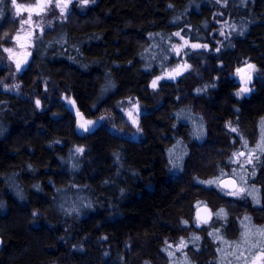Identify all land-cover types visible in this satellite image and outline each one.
I'll use <instances>...</instances> for the list:
<instances>
[{
  "label": "trees",
  "instance_id": "16d2710c",
  "mask_svg": "<svg viewBox=\"0 0 264 264\" xmlns=\"http://www.w3.org/2000/svg\"><path fill=\"white\" fill-rule=\"evenodd\" d=\"M0 10L1 48L17 20L11 0ZM68 18L35 40L21 93L0 89V264H250L264 250L242 243L246 226L264 229V154L243 167L229 158L264 129V80L237 97L234 76L245 61L264 74V0H95ZM225 21L236 28L220 35ZM177 32L208 47L153 90L178 61ZM129 98L146 108L137 139L111 126L128 129ZM74 111L104 122L79 133ZM221 173L246 198L225 195ZM202 204L213 215L197 227Z\"/></svg>",
  "mask_w": 264,
  "mask_h": 264
},
{
  "label": "snow or ice",
  "instance_id": "6c2138e0",
  "mask_svg": "<svg viewBox=\"0 0 264 264\" xmlns=\"http://www.w3.org/2000/svg\"><path fill=\"white\" fill-rule=\"evenodd\" d=\"M0 2H2V0H0ZM12 4L15 7V15L17 17L21 16V14L23 12H28L29 13V17L28 19H21L20 20V24L21 26L25 25V24H31L32 23V15L33 13H35L36 15H40L41 13L45 12L47 9H51V8H58L60 10L61 16H64L65 12L68 10V6L69 4L73 3V0H37L35 5H29V6H25L23 4H19L17 3V0H11ZM89 2L94 3L95 0H80L81 5H86ZM217 2L219 3L220 0H217ZM3 15L2 10H0V16ZM228 22L225 21L224 24H227ZM230 27L235 30V25H230ZM20 30L18 29L17 34L14 35L12 37L13 41L16 42H20L21 40H24L25 42L29 41L31 38H33V33L29 32L26 34V36H21L19 34ZM241 34H243L241 32ZM7 35V34H5ZM175 36H180L181 34L179 32L174 33ZM221 35H224V31H223V26L221 28ZM181 39H183V37H181ZM187 41L184 42V45H180L179 47H177L176 45H173V47L176 49L177 55L180 54L181 48H183L185 45H187ZM21 48H25L26 47V43H20L19 45ZM192 48H207V45H199V44H193L191 45ZM217 51H219L220 49L217 48ZM4 52L9 53V59H12L14 53H13V49L12 48H4L3 49ZM30 55V53L25 52L23 54V58L18 60L16 62V69L17 71H22V65L27 63L28 60V56ZM190 68V65H183V67L177 66L176 68L172 69L167 76H157L152 82H151V88L153 90L157 89L158 86V82L162 79H176V77L180 76L185 69ZM256 71V66L251 64V63H247L245 62V66L244 67H238L235 70V75L239 77V81H240V85L241 87L236 91L235 95L237 97H240L244 94L249 93L252 89L249 87V84L251 83L252 79H253V73ZM11 87H18L17 85H12ZM212 87H215V85H212ZM5 90H11L10 87L8 85H4ZM197 91H202V89H197ZM129 102H131L130 98H129ZM74 103V102H73ZM36 105L37 107L40 106V101L37 100L36 101ZM133 109L139 113V105L138 104H133L132 105ZM77 115H80V113L78 112ZM128 116L131 119L132 123L134 126L137 127V131H139V121L136 118H133V112L129 111L128 112ZM103 119V118H101ZM95 122L93 121H85L83 124H80L79 127L84 128L85 131L90 130V128H88L87 126L93 125ZM262 125H264V121H262ZM227 127L230 129L231 132L233 133H238V128L236 127H232L231 126V122H229V124L227 125ZM197 138H199V135L197 136ZM242 141V147L244 149H248L249 148V143L246 139H244L243 137L240 138ZM84 149L82 147H77L75 149L76 153H83ZM170 154L172 153V150H169ZM257 153L260 154H264V129H262V134H261V139L257 142V144L255 145L254 148H252L250 151H239V152H234L233 156L237 158V160L241 157H244L245 155H247L249 157V159L246 161L247 164H253L254 160L258 161L261 159V155H258ZM171 162V161H170ZM229 162L230 163H234L236 161H233L232 158H229ZM175 166V164H174ZM241 167H243V165H241ZM254 174V173H253ZM221 175H226L225 173H221ZM201 183H207L208 185H212L214 183H216V181L214 180H210L207 182H201ZM235 180H229V181H221L220 184L217 185V187L220 188V190L222 192H224L225 195L228 196H232V197H240L241 199L246 198V190L243 188H235ZM230 185L235 188V190H231L228 191L227 189H229ZM254 203L259 204V200L257 198H253ZM207 211V210H206ZM220 212H223V209L220 210ZM33 215L35 216L36 213H33ZM213 214L211 212H209V216H212ZM217 217H219L220 213H216L215 214ZM245 219H250L248 217H245ZM183 223H187V221H184ZM209 220L208 219H202L199 215V211L197 212V218H196V226L200 227L201 224H208ZM219 231V230H217ZM213 233H209V235H212ZM253 237H256V243H252V239ZM196 239H199L198 237H196ZM242 243H246L249 244L250 247L248 249L249 252H251L252 249L256 248L258 245L264 244V229H256L255 231H253V228L251 226H246L245 231L242 233ZM171 247V246H169ZM184 247L183 241H181L180 245L178 246V250H182V248ZM239 247V246H238ZM218 251H222L221 249H218ZM236 249L233 250V255H235ZM169 255L171 256L172 253H169ZM244 256V251L240 250V255L236 256V260L239 261L241 259V257ZM247 257H245V261L247 262ZM261 261H264V250H261L258 255L253 258L251 260V264H260ZM229 264H231V262H229Z\"/></svg>",
  "mask_w": 264,
  "mask_h": 264
},
{
  "label": "rangeland",
  "instance_id": "374dc122",
  "mask_svg": "<svg viewBox=\"0 0 264 264\" xmlns=\"http://www.w3.org/2000/svg\"><path fill=\"white\" fill-rule=\"evenodd\" d=\"M36 2H37V0H17V3L23 4L26 7L29 6V5H35ZM74 2H76L77 5L78 4L81 5L80 0H73V3L69 4L68 10L65 12L64 16H61V13H60L59 9H58V11H56L54 8H51V9H47L45 12L41 13L40 15H36L35 13L31 14L32 15V23L31 24H25L23 26H21L20 20L21 19H28L29 13L28 12H23L21 14V16L17 17L15 15V7H14V5L11 2V15H12V17L14 19L17 20V23H16L15 28L10 32V35L8 36L9 39L7 41H9V43H6V44L2 45V47L0 48V89L5 90L4 85H8L10 87V89H11L10 91L15 92L16 94H20L21 93V91H20V82L17 79V75L21 74L22 71H24L25 68H27V66H28V64L30 62V59H31V53H32V50H33V46H34L35 40H37L38 37L41 34H43V32L46 31V29H49L52 26L54 19H57L60 22L67 21L69 19L68 17H69V14L71 13V8H72V5L74 4ZM89 3H91V2H89ZM230 25L231 24L222 23L221 28L223 26L224 35L226 34V31L228 33H230L231 30H233L230 27ZM18 29L20 30L19 34L22 37L26 36L27 33L32 32L33 33V38H31L27 42H25L24 40H21L20 42L13 41L12 37L17 34ZM220 35H221V31H220ZM177 37L179 38V42L177 44H174V45H176L177 47H179L180 45H184V42L186 40L184 38L181 39V36H177ZM20 43H26V47L25 48H21L19 46ZM191 45H193V44H188L187 43V45H185L183 48H181V51H180L179 55H177L176 49L174 48L175 55L178 56V61L175 62L172 65H168L167 67H165V71L163 73L164 76H167V74L172 69L176 68L177 66L183 67V65H185V64L190 65V68L185 69L184 72L189 70V69H191V67H192L191 64L188 61H186V59L184 58L185 54L189 50L193 49L191 47ZM4 48H12L13 49L14 55H13L12 59H9V53H6V52L3 51ZM200 48H195V49H200ZM25 52L30 53V55L28 56L27 63L22 65V71H17L16 62L23 58V54ZM245 62L250 63L248 61H245ZM245 62L242 65L238 66V67H244L245 66ZM251 64H253V63H251ZM235 70H236V68H235ZM235 70H234V76H235L236 81L238 82L239 88H240L241 85H240L239 77L235 75ZM255 79L264 80V74L262 72H260L257 67H256V71L253 73V79H252L251 83L249 84V87L252 90L249 93L244 94L245 96L249 95L253 91V89H254L253 81H255ZM12 85H17L18 87H11ZM37 100H39V99L37 97H35V100H34L35 104H36ZM130 100H131V102H129V99H127L125 101V104L122 107V114H123V118H124L123 120L125 122H120V123H123V124L124 123L127 124L128 125V129H125L124 127H121L119 125V123L115 122L114 120L111 121V126H112V130L115 131L116 133H120L122 135H127L128 137H132V138H136L137 139L140 136V130L137 131V127L133 125L131 119L128 116V112L132 111L133 112V118L139 119L140 115L144 111H146V108L144 107V105L141 102H139L135 98H130ZM64 102H66V103L68 102L67 98H64ZM133 104H138L139 105V109H140L139 113H137L133 109V107H132ZM101 118H103V119H101ZM85 121H93V122H95L93 125L87 126L88 128H90V130H88V131H91L95 127L99 126L100 124H102L104 122V117L99 116V117H96V118H86L83 115L80 117V119H77V117H76V120H75V129H76V131H78L79 133L88 132V131H85L84 128L79 127V125L83 124ZM236 134H238V133H236ZM241 150L242 149H238L236 152H239ZM248 159H249V157L247 155H245L244 157L239 158L238 160H237L236 157H233V161H236V162L233 163V166L234 165H239V166L240 165H243V166L244 165H249V164L246 163V161ZM223 177H225V176H223ZM244 178H245V175H244ZM245 179H247V178H245ZM237 188H243V187L238 184ZM250 264H251V262H250Z\"/></svg>",
  "mask_w": 264,
  "mask_h": 264
},
{
  "label": "water",
  "instance_id": "95a60500",
  "mask_svg": "<svg viewBox=\"0 0 264 264\" xmlns=\"http://www.w3.org/2000/svg\"><path fill=\"white\" fill-rule=\"evenodd\" d=\"M68 109L72 110L74 109V103H73V100L70 99L69 102L66 103L65 105ZM77 111H74V115L77 117V119H80V117L82 115H77ZM243 151V150H241ZM229 180H235L236 184H235V188L238 187V182L237 180L232 177V176H225V177H222L220 180H218V184H220L221 181H229ZM235 188H233L231 185L229 187V189H227L228 191H231V190H235ZM207 210V211H206ZM199 211V215L202 219H208L209 221L212 219V216H209V212L212 213L211 209L207 206V205H199L195 208V211H194V215H195V218H197V212Z\"/></svg>",
  "mask_w": 264,
  "mask_h": 264
}]
</instances>
